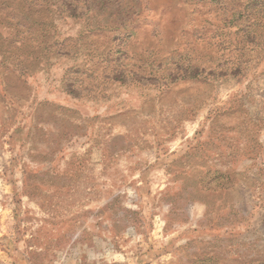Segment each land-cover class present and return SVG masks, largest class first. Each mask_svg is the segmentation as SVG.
Here are the masks:
<instances>
[{
  "label": "rangeland",
  "instance_id": "obj_1",
  "mask_svg": "<svg viewBox=\"0 0 264 264\" xmlns=\"http://www.w3.org/2000/svg\"><path fill=\"white\" fill-rule=\"evenodd\" d=\"M74 125L102 173L175 177L155 264H264V0H0V162L62 158Z\"/></svg>",
  "mask_w": 264,
  "mask_h": 264
},
{
  "label": "crops",
  "instance_id": "obj_2",
  "mask_svg": "<svg viewBox=\"0 0 264 264\" xmlns=\"http://www.w3.org/2000/svg\"><path fill=\"white\" fill-rule=\"evenodd\" d=\"M19 128L10 132L11 149L21 143L13 136ZM30 129L25 127L29 134ZM73 129V137L62 135V158L49 157L37 170L31 162L23 168L15 156L0 162V181L10 189H0V197L24 200L15 216L0 207V264L160 261L156 248L168 245L171 250L178 243L177 226L170 220L181 193L175 177L157 159L148 167L147 162L133 163L134 172L102 173L96 142L83 139L88 142L78 147L77 126ZM54 136L52 140L61 139V134ZM169 152L172 163L179 155L172 148Z\"/></svg>",
  "mask_w": 264,
  "mask_h": 264
}]
</instances>
